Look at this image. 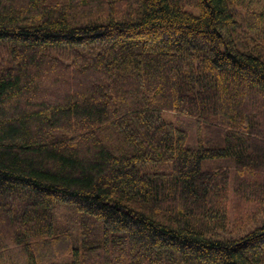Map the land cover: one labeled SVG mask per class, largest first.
<instances>
[{
	"label": "trees",
	"instance_id": "1",
	"mask_svg": "<svg viewBox=\"0 0 264 264\" xmlns=\"http://www.w3.org/2000/svg\"><path fill=\"white\" fill-rule=\"evenodd\" d=\"M0 264H264V0H0Z\"/></svg>",
	"mask_w": 264,
	"mask_h": 264
},
{
	"label": "rangeland",
	"instance_id": "2",
	"mask_svg": "<svg viewBox=\"0 0 264 264\" xmlns=\"http://www.w3.org/2000/svg\"><path fill=\"white\" fill-rule=\"evenodd\" d=\"M217 165L222 166L224 168H230V170H232L231 169V163L229 161L205 162L203 164L204 167H214V166H217ZM64 216H65V214H64ZM65 219H66V217H65ZM67 220L70 221L71 219L70 218H67ZM253 227H255V224H253V226H251L249 229H251Z\"/></svg>",
	"mask_w": 264,
	"mask_h": 264
}]
</instances>
